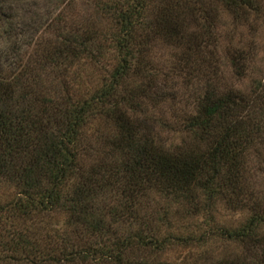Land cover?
I'll list each match as a JSON object with an SVG mask.
<instances>
[{"label":"trees","instance_id":"trees-1","mask_svg":"<svg viewBox=\"0 0 264 264\" xmlns=\"http://www.w3.org/2000/svg\"><path fill=\"white\" fill-rule=\"evenodd\" d=\"M52 1L0 0V182L16 190L0 195V264H264L249 179L264 165V82L223 80L213 13L258 17L262 0H94L81 21ZM15 3L45 16L18 20ZM157 40L174 50L164 70ZM251 53L229 47L233 74ZM213 238L246 249L214 257ZM181 244L180 263L161 257Z\"/></svg>","mask_w":264,"mask_h":264},{"label":"rangeland","instance_id":"rangeland-1","mask_svg":"<svg viewBox=\"0 0 264 264\" xmlns=\"http://www.w3.org/2000/svg\"><path fill=\"white\" fill-rule=\"evenodd\" d=\"M62 1L63 2H57L56 4H54L53 1L52 4L46 2L44 6H47V10H49L50 5L53 8L52 11H56L63 7L67 12H71L72 16L78 21L88 17L93 18L97 16L94 0ZM262 5L263 9L258 17L250 15L248 19L236 21H234L232 16L229 15V13H227L219 4L217 8L213 10V13H215L216 18H218L220 22V45L218 46V49L220 50L221 55L220 59L221 67L223 69V80L230 81L232 84L248 90L253 88L256 83L264 82V0H262ZM40 6L43 7L42 4ZM37 7L38 6L36 5H32V7L29 8L30 12H27L28 14H26L24 6L20 3H15L14 13L19 14V16H17L18 20L22 18L25 22L29 19L30 15L37 19H41L45 16L43 15L45 12ZM10 43H12V37L5 34L0 36V46H8ZM234 44H241L245 48L252 49L250 61L251 68L245 76H236L233 74L229 60V47ZM173 51L161 40H157V42L153 44L152 56L155 63L160 66L161 70L169 67V62L173 58ZM191 88L192 87L190 86L186 89L191 90ZM183 104H185V102ZM147 106L148 112L154 113L155 116H162L165 114L171 116V107L169 103H160L156 107H153L148 103ZM161 135L167 141H177L180 135L177 129V123H173V126H168L161 130ZM252 166L253 167L250 171L251 175H249L251 184L256 190H259L260 195H264V165L262 163V169L257 168L255 162ZM15 191V188L7 182H0V195L2 197L3 194H5V197L11 198V196L15 194ZM244 215L245 214L234 211L232 212L224 208H220L219 213H216L217 219L227 220L228 222H238ZM210 244V248L212 249L211 253L214 257L223 253H239L246 249V245L242 243L218 238H213ZM188 250H191L188 245H176L167 248L161 257L180 263V258L188 254ZM211 253L209 252L208 254Z\"/></svg>","mask_w":264,"mask_h":264}]
</instances>
